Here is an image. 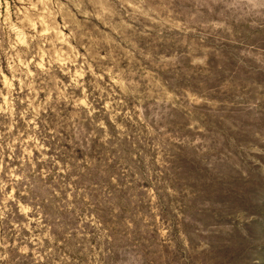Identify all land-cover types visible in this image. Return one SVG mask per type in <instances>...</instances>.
I'll use <instances>...</instances> for the list:
<instances>
[{"label": "clouds", "instance_id": "clouds-1", "mask_svg": "<svg viewBox=\"0 0 264 264\" xmlns=\"http://www.w3.org/2000/svg\"><path fill=\"white\" fill-rule=\"evenodd\" d=\"M264 178V0H0V264H216Z\"/></svg>", "mask_w": 264, "mask_h": 264}, {"label": "rangeland", "instance_id": "rangeland-1", "mask_svg": "<svg viewBox=\"0 0 264 264\" xmlns=\"http://www.w3.org/2000/svg\"><path fill=\"white\" fill-rule=\"evenodd\" d=\"M223 199L242 210L230 233L218 242L216 264H264V178L255 172L230 187Z\"/></svg>", "mask_w": 264, "mask_h": 264}]
</instances>
